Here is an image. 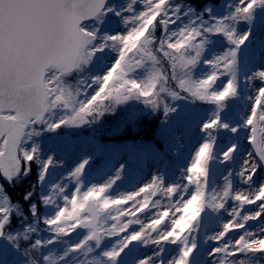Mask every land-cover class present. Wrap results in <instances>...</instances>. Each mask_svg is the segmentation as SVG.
<instances>
[{"label":"snow or ice","instance_id":"snow-or-ice-1","mask_svg":"<svg viewBox=\"0 0 264 264\" xmlns=\"http://www.w3.org/2000/svg\"><path fill=\"white\" fill-rule=\"evenodd\" d=\"M0 264H264V0H0Z\"/></svg>","mask_w":264,"mask_h":264}]
</instances>
